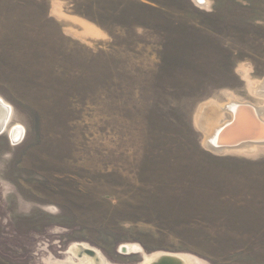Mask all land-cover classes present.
<instances>
[{
	"label": "rangeland",
	"instance_id": "obj_1",
	"mask_svg": "<svg viewBox=\"0 0 264 264\" xmlns=\"http://www.w3.org/2000/svg\"><path fill=\"white\" fill-rule=\"evenodd\" d=\"M263 79L264 0H0V264H264V146L197 123Z\"/></svg>",
	"mask_w": 264,
	"mask_h": 264
},
{
	"label": "bare ground",
	"instance_id": "obj_2",
	"mask_svg": "<svg viewBox=\"0 0 264 264\" xmlns=\"http://www.w3.org/2000/svg\"><path fill=\"white\" fill-rule=\"evenodd\" d=\"M198 2L206 3V0H198ZM245 73V71H243ZM252 92L259 97L263 103L258 106L249 105L250 103L242 102L240 100L236 101L234 98H230L228 102L220 103L216 100H209L203 103L199 107L198 115H197V123L199 127H201L205 133L204 144L205 146L213 151V152H225V151H244L251 152L255 150L258 146H264V140L255 141V140H244L237 145H216L217 138L222 139L223 137H228V133L230 131L229 126H226L233 122V118L235 117L234 108L236 105H243L239 112L241 120L244 122L245 119L250 118V116L256 117L263 125L261 133H264V79L256 82L254 84ZM240 101V102H239ZM10 109L8 105L0 98V133H3L7 130L9 125L10 118ZM226 113H230V118L225 119ZM246 115H248L246 117ZM237 120H235L234 124H239ZM233 124V125H234ZM234 125V126H237ZM231 126V125H230ZM11 138L17 142L22 136V129L20 125H14L9 130ZM258 135V133H257ZM121 250L125 253H129L131 251L140 250L141 247L137 244H123L121 245ZM71 252L75 257L78 258L77 263L74 260H65L59 261L60 264H105V257L96 249L91 246L84 244L74 245L71 248ZM149 257V260L143 264H198L197 258L191 254H179V253H171V252H160Z\"/></svg>",
	"mask_w": 264,
	"mask_h": 264
},
{
	"label": "water",
	"instance_id": "obj_3",
	"mask_svg": "<svg viewBox=\"0 0 264 264\" xmlns=\"http://www.w3.org/2000/svg\"><path fill=\"white\" fill-rule=\"evenodd\" d=\"M243 105H236L234 108V115L233 122L226 125L229 126L230 131L228 133V137H223L222 139L217 138L216 145H237L244 140H255V141H262L264 140V133L261 129L262 123L254 116H250L249 120L245 119L244 122H239L242 118L240 117L239 110ZM248 115H246L247 117ZM241 118V119H240ZM235 120L239 122V124H234ZM237 126H234V125ZM231 125V126H230ZM258 133V135H257Z\"/></svg>",
	"mask_w": 264,
	"mask_h": 264
}]
</instances>
